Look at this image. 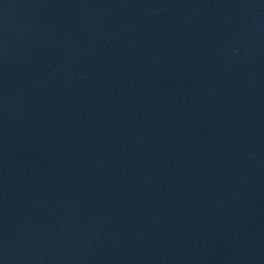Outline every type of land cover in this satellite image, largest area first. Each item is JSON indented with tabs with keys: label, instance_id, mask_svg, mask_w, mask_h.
Wrapping results in <instances>:
<instances>
[{
	"label": "water",
	"instance_id": "95a60500",
	"mask_svg": "<svg viewBox=\"0 0 264 264\" xmlns=\"http://www.w3.org/2000/svg\"><path fill=\"white\" fill-rule=\"evenodd\" d=\"M0 264H264V0H0Z\"/></svg>",
	"mask_w": 264,
	"mask_h": 264
}]
</instances>
